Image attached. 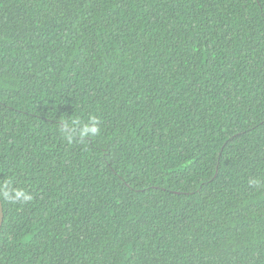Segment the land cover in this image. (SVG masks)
<instances>
[{
	"label": "trees",
	"instance_id": "1",
	"mask_svg": "<svg viewBox=\"0 0 264 264\" xmlns=\"http://www.w3.org/2000/svg\"><path fill=\"white\" fill-rule=\"evenodd\" d=\"M9 181L0 264H264V0H0Z\"/></svg>",
	"mask_w": 264,
	"mask_h": 264
},
{
	"label": "clouds",
	"instance_id": "2",
	"mask_svg": "<svg viewBox=\"0 0 264 264\" xmlns=\"http://www.w3.org/2000/svg\"><path fill=\"white\" fill-rule=\"evenodd\" d=\"M99 120L96 117H90L89 122L82 126H79L78 120H73L71 124H65L64 138L72 143L76 137L83 138L85 136H96L100 133ZM250 184H255L257 181H249ZM0 195L12 204L28 203L32 200V196L24 189L11 187V183L5 182L4 185H0Z\"/></svg>",
	"mask_w": 264,
	"mask_h": 264
},
{
	"label": "water",
	"instance_id": "3",
	"mask_svg": "<svg viewBox=\"0 0 264 264\" xmlns=\"http://www.w3.org/2000/svg\"><path fill=\"white\" fill-rule=\"evenodd\" d=\"M3 224V212H2V206H1V202H0V230Z\"/></svg>",
	"mask_w": 264,
	"mask_h": 264
}]
</instances>
